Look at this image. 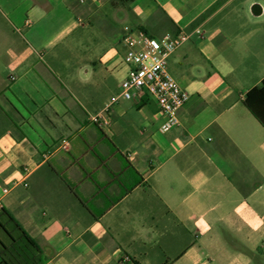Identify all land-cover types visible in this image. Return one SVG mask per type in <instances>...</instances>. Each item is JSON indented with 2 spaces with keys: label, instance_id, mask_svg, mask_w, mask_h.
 Wrapping results in <instances>:
<instances>
[{
  "label": "crops",
  "instance_id": "1",
  "mask_svg": "<svg viewBox=\"0 0 264 264\" xmlns=\"http://www.w3.org/2000/svg\"><path fill=\"white\" fill-rule=\"evenodd\" d=\"M114 2L0 0V243L26 234L41 264H251L264 0ZM125 27L190 34L167 63L189 95L167 133L151 98L119 96Z\"/></svg>",
  "mask_w": 264,
  "mask_h": 264
},
{
  "label": "built area",
  "instance_id": "2",
  "mask_svg": "<svg viewBox=\"0 0 264 264\" xmlns=\"http://www.w3.org/2000/svg\"><path fill=\"white\" fill-rule=\"evenodd\" d=\"M189 37L187 32L150 36L140 30L125 27L121 38L124 46L122 61L127 67V74L120 83L119 96L124 100L145 96L151 98L163 118L159 127L161 133H167L178 126V112L189 99L188 93L179 87L167 70L169 57L187 42ZM115 101L116 98H112L110 104ZM108 108L107 106L101 115L94 116L93 122L106 126ZM66 145V142L62 143L63 148H66ZM7 193V188L1 190L2 196Z\"/></svg>",
  "mask_w": 264,
  "mask_h": 264
},
{
  "label": "trees",
  "instance_id": "3",
  "mask_svg": "<svg viewBox=\"0 0 264 264\" xmlns=\"http://www.w3.org/2000/svg\"><path fill=\"white\" fill-rule=\"evenodd\" d=\"M132 0H115L113 5H126ZM245 107L264 127V79L259 87L248 91ZM0 264H41L40 251L36 244L24 233L12 240L9 247L0 243Z\"/></svg>",
  "mask_w": 264,
  "mask_h": 264
},
{
  "label": "rangeland",
  "instance_id": "4",
  "mask_svg": "<svg viewBox=\"0 0 264 264\" xmlns=\"http://www.w3.org/2000/svg\"><path fill=\"white\" fill-rule=\"evenodd\" d=\"M251 264H264V251L262 253H255Z\"/></svg>",
  "mask_w": 264,
  "mask_h": 264
}]
</instances>
